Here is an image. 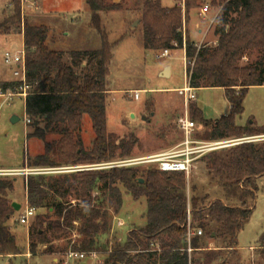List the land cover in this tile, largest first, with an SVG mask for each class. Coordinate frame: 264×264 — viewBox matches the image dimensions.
Segmentation results:
<instances>
[{"label":"trees","instance_id":"16d2710c","mask_svg":"<svg viewBox=\"0 0 264 264\" xmlns=\"http://www.w3.org/2000/svg\"><path fill=\"white\" fill-rule=\"evenodd\" d=\"M84 1L90 12L89 28L97 33L101 46L97 51L68 52L66 57L65 53L48 47V28L29 25L21 17L19 2L12 0L14 11L6 25L23 26L25 79L29 86L24 113L30 121L28 126L33 128L27 139L44 141L47 134L61 136L58 142L45 143L44 152L32 163L28 160L29 168L126 160L138 145L133 134L118 140L106 131L108 66L117 43H108L99 13L116 11L118 6L109 5L106 0ZM211 4L219 8L213 22L216 40L211 45L198 46L183 33L189 11L199 8L197 0H184V16L177 4L166 9L161 7L160 0H144L143 48L149 52L184 48L189 87L223 90L230 110L215 122L206 121L194 103L188 106L189 119L208 130L203 134L205 140L218 142L264 135V126H235V119L243 114L247 91L264 86V0H212ZM3 33L7 35L9 29L3 27ZM252 52L258 54L257 59L241 66L240 61ZM13 86L14 83L2 84L0 90ZM84 116L94 134L87 150L80 141L72 140L79 133ZM202 160L213 177L212 182L223 191L225 202L215 200L205 204L207 194H190L184 174L162 173L150 166L142 170L129 167L59 177H26L27 206L35 212L51 210L56 219L46 225L41 216L36 217L34 229L28 233V253L35 257L38 248L44 247L45 254H52V243L65 241V252L106 253L103 264H213L217 253L237 250L236 236L251 216L255 180L264 177V145L244 143L224 153H208ZM13 191V179L0 178V257L20 253L7 226L14 214L9 200ZM123 194L134 201L145 200V225L130 231L123 244H114L108 252L112 219L121 210ZM188 210L190 229L201 231L200 236L190 239L189 255ZM211 242H221V246L208 251V247H202ZM260 242V247H264V237Z\"/></svg>","mask_w":264,"mask_h":264},{"label":"rangeland","instance_id":"374dc122","mask_svg":"<svg viewBox=\"0 0 264 264\" xmlns=\"http://www.w3.org/2000/svg\"><path fill=\"white\" fill-rule=\"evenodd\" d=\"M17 1L21 17L29 25L45 26L51 29V33L49 31L47 36V41L50 38L55 42L53 45L47 42L51 50L63 52L67 57L68 52L100 49L99 36L89 28V24L86 25L90 22L86 18L90 12L84 0ZM106 2L109 5L118 6L116 11L99 13L101 29L105 33L108 43L110 45L117 43L111 51L112 59L108 66V93L105 98L107 134L113 135L118 140L126 139L130 134L137 138L138 145L129 159H144L175 150L183 140L182 134L177 128V120L182 115V99L176 94L166 95L160 90L180 89L185 86L183 51H170L167 57L160 58L161 51L144 50L141 31V10L144 0H106ZM211 2L212 0H197L199 8L190 10L184 20L185 37L198 46L211 45L216 40L213 36L214 26L210 24L217 17L219 8L213 6ZM175 4L182 8L184 0H180L178 3L175 0H160L162 8L169 9ZM204 6H208V12L202 15L201 9ZM13 11L12 0H0V81L4 78H12V67L3 64V54L5 52L13 54L23 50V26L21 24L20 27L19 25L13 27L6 25L7 20L13 15ZM3 27L9 29L7 35L3 33ZM257 57L256 52L248 53L240 61V65L251 64ZM168 66L172 69L171 79L159 77V70ZM135 93L139 96L137 101L133 99ZM194 95L195 102L202 110L201 113L205 120L215 122L229 114L230 105L220 89H203L195 91ZM167 96L172 97V100L167 102L165 99ZM242 107L243 114L236 119V127L248 125L260 128L264 126V87L249 89ZM13 117L18 121L11 123ZM195 126L194 138L207 142L208 140H205L203 134L208 130L196 123ZM197 128H201V130L198 131ZM32 130V127L25 124L24 99L14 98L11 102H5L0 98V169L27 166L28 160L31 163L33 161L31 157L34 151L43 153L45 143L58 142L61 139L58 134H47L44 141H39L36 138L27 139V135L32 133ZM93 138L90 121L84 116L80 131L72 136V140L80 141L82 148L87 150ZM234 140L238 139L219 142L227 143ZM253 143L264 145V141ZM231 147L227 146L212 153H224ZM114 161H119V159ZM195 164L187 178L190 194L194 193L195 196L207 194L205 204L215 200L224 201L223 191L217 187L215 182H212L213 177L205 170V162L202 158H199ZM147 166L156 167L148 164L135 167L142 170ZM27 167L29 168V166ZM29 170L31 169H24L23 172ZM59 176L62 175L52 177ZM6 179H16L14 191L9 196V200L20 205V210L14 212L7 222V226L15 238V244L20 253L15 257H0V264L104 263L106 253H99L97 261L87 257L80 261L71 260L68 262L65 259V253L68 252L64 250L65 241L53 242L54 253L52 254H45L44 247H40L38 254L31 257L28 253L30 244L28 233L34 229L36 217L41 216L46 225L56 219L51 210L43 209L35 212L28 228L20 225L18 219L24 214L26 208L25 176H12L6 177ZM255 188L254 200L250 204L251 216L236 236L237 250H223L217 253V260L213 264H264V247H260V239L264 237V177L255 180ZM145 212L146 203L143 198L134 201L128 195H122L121 210L111 223L108 252L114 244H123L130 231L143 228ZM117 221H121L123 225L118 227ZM101 241L105 242L104 239ZM207 244L202 246L208 247L207 251L213 247L221 246V242ZM249 248L252 249L248 250ZM62 250L64 252H60ZM192 257L200 258L201 256L193 255Z\"/></svg>","mask_w":264,"mask_h":264},{"label":"built area","instance_id":"2783aa9c","mask_svg":"<svg viewBox=\"0 0 264 264\" xmlns=\"http://www.w3.org/2000/svg\"><path fill=\"white\" fill-rule=\"evenodd\" d=\"M182 4V9L183 8ZM208 12V6H204L201 9L202 15H205ZM211 22L210 25H213ZM184 33V28H183ZM183 51V59H184V72L186 75V67L187 64L185 62L184 57V48ZM160 58H165L168 56V50L161 51ZM25 57L24 51H18L16 53L10 54L5 52L3 54L2 60L3 64L7 67H12V77L14 81V86L12 88H8L5 91H0V98L5 102H11L14 98H22L25 100L26 96L29 93V86L26 83L25 79ZM194 89L190 88L188 84H185L183 88L175 90V93L183 100L185 109H187V105L196 100L194 95ZM134 100H138L139 96L137 93L133 96ZM30 123L29 119L25 117V124L28 125ZM177 128L179 132L182 134L183 140L177 146L175 150L144 158V159H126L119 161H112L109 163L103 164H95V165H85V166H74V167H61V168H38L31 169L28 172L23 171H0V178H8L12 176H55V175H63V174H72L78 172H89V171H102L109 170L114 168H129L135 167L142 164L155 165L156 169L162 173H182L188 178L194 169L195 162L205 156L208 153L215 152L216 150L223 149L225 147L236 146L244 143H253V142H261L264 141V136L257 137H249L238 139L230 142H225L226 144H222L224 142H198L194 140V131L196 129L195 124L189 119L187 110H185L184 114L177 120ZM35 211L34 209L27 206L24 211V214L21 215L18 219V223L20 225H24L27 228L30 225V221L34 218ZM115 221V219H114ZM123 223L121 221H117V226L121 227ZM186 242L188 244L187 253L188 255L191 253V249L189 247L190 239L195 236H200L201 231H193L190 229V217L189 210L187 211V220H186ZM91 258L94 261H97L98 253L90 252V253H78L73 251H68L65 253V259L70 262L71 260L80 261L85 258Z\"/></svg>","mask_w":264,"mask_h":264},{"label":"crops","instance_id":"0c3cea01","mask_svg":"<svg viewBox=\"0 0 264 264\" xmlns=\"http://www.w3.org/2000/svg\"><path fill=\"white\" fill-rule=\"evenodd\" d=\"M198 4V3H197ZM87 20H90V15H88L87 17ZM89 23H87L86 25H88ZM47 28V27H46ZM48 30L50 31V33H51V29L50 28H48ZM184 30H185V28H184ZM198 33L200 34V31H198ZM215 38V37H214ZM50 38L48 39V41L47 42H49L50 44H54L55 42L53 41V40H50ZM165 68H168V74H167V78L166 77H164L163 75H162V72H163V70L165 69ZM184 75H185V72H184ZM158 76L160 77V76H162L163 77V79H171V77H172V69H171V67L170 66H168V67H164V68H161L160 70H159V72H158ZM14 81V79H13V77L12 78H4L3 80H1L0 81V85H2V84H9V83H12ZM185 84H188V81H187V77H186V75H185ZM261 87H264V86H261ZM254 88H257V87H254ZM177 89H179V88H173V89H164V90H160V91H162V93L164 92L166 95H169V94H176L175 93V90H177ZM251 89V88H250ZM199 90H203V89H199ZM199 90H195V91H199ZM221 90V89H220ZM1 91V90H0ZM194 91V92H195ZM222 92H223V90H221ZM224 93V92H223ZM176 96H178L177 94H176ZM179 97V96H178ZM172 98V97H171ZM170 97H166L165 99H166V101L168 102V101H170V100H172ZM180 98V97H179ZM191 103H194L195 105H196V107L198 108V110L201 112L202 110L201 109H199V107L197 106V104H196V102L194 101V102H191ZM190 104V103H189ZM185 110H187V113H188V105H187V109H185V106H184V102H183V100H181V111H182V115L184 114V112H185ZM229 110H230V108H229ZM181 115V116H182ZM189 115V114H188ZM238 118H240V117H238ZM237 119V118H236ZM236 119H235V121H236ZM207 121V120H206ZM195 124V123H194ZM197 125V124H196ZM197 130L199 131V130H201V128H197ZM179 131V130H178ZM194 140H196L195 138H194ZM196 141H198V140H196ZM182 142V140L180 141V143ZM198 142H206V141H198ZM207 142H212V141H207ZM219 142V141H218ZM179 143V144H180ZM43 152H44V149H43ZM163 153H166V152H162V153H159V154H157V155H160V154H163ZM42 153H38V152H36V151H34V153L32 154V157L31 158H35V157H37V156H39V155H41ZM155 156V155H154ZM202 158V157H201ZM200 158V159H201ZM197 162V161H196ZM196 165V164H195ZM25 165H23V167H21V168H8V169H0V171H23L24 169H35V168H28L27 166H25ZM26 179V178H25ZM25 179H24V181H25ZM13 182H16V179H13ZM25 189V188H24ZM212 202H214V201H212ZM26 203H27V201H26ZM115 218V217H114ZM128 235V234H127ZM252 248H249L248 250H251ZM53 261H54V259H53Z\"/></svg>","mask_w":264,"mask_h":264},{"label":"water","instance_id":"95a60500","mask_svg":"<svg viewBox=\"0 0 264 264\" xmlns=\"http://www.w3.org/2000/svg\"><path fill=\"white\" fill-rule=\"evenodd\" d=\"M167 74H168V68H165V69L163 70V72H162V75H163L164 77H166ZM17 121H18V119L15 118V117H13V118L11 119V123H15V122H17ZM139 183H142V181L140 180ZM11 208L13 209L14 212H18V211L20 210V205H18L17 203H12V204H11Z\"/></svg>","mask_w":264,"mask_h":264},{"label":"bare ground","instance_id":"6f19581e","mask_svg":"<svg viewBox=\"0 0 264 264\" xmlns=\"http://www.w3.org/2000/svg\"><path fill=\"white\" fill-rule=\"evenodd\" d=\"M222 144H226V143H222Z\"/></svg>","mask_w":264,"mask_h":264}]
</instances>
